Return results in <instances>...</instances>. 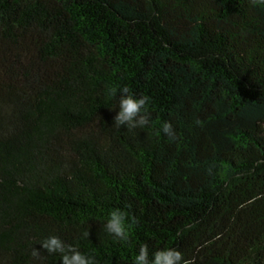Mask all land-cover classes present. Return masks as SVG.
<instances>
[{
    "label": "trees",
    "instance_id": "trees-1",
    "mask_svg": "<svg viewBox=\"0 0 264 264\" xmlns=\"http://www.w3.org/2000/svg\"><path fill=\"white\" fill-rule=\"evenodd\" d=\"M113 85L151 97V127L112 126ZM114 207L136 220L129 246L102 230ZM49 235L99 264L140 243L264 264V7L0 0V264H59Z\"/></svg>",
    "mask_w": 264,
    "mask_h": 264
},
{
    "label": "clouds",
    "instance_id": "clouds-1",
    "mask_svg": "<svg viewBox=\"0 0 264 264\" xmlns=\"http://www.w3.org/2000/svg\"><path fill=\"white\" fill-rule=\"evenodd\" d=\"M253 7H264V0H249ZM108 98L116 99L115 115L112 117V126L119 129H145L153 125L152 111L150 105L151 97L144 94H135L127 85L109 86L106 91ZM112 110V109H109ZM200 121H195L200 125ZM159 134H163L169 139H175V131L169 121H163L159 125ZM206 171L211 174L212 167ZM136 223L134 217L120 207H114L107 212L102 224V230L113 243H118L121 247L129 246V240L133 234ZM82 237L87 238L89 232L85 231ZM40 248L48 255L58 254L59 264H99L95 252L81 251L79 245L69 244L59 236L49 235L39 242ZM33 258L40 256V251L33 248L31 252ZM43 260V257H40ZM132 264H194V259L185 258L178 249L171 247L157 248L150 251L146 243H140L135 254L132 256Z\"/></svg>",
    "mask_w": 264,
    "mask_h": 264
}]
</instances>
